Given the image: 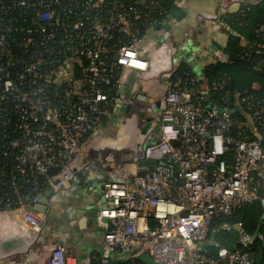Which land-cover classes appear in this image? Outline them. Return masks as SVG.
I'll return each mask as SVG.
<instances>
[{
	"label": "built area",
	"instance_id": "1",
	"mask_svg": "<svg viewBox=\"0 0 264 264\" xmlns=\"http://www.w3.org/2000/svg\"><path fill=\"white\" fill-rule=\"evenodd\" d=\"M65 1L0 0V212L21 210L33 232L44 221L34 211L41 186H69L86 138L110 111L120 72L147 69L141 45L167 16L161 0H84L79 13L77 0ZM220 15L205 17L222 25V35H235ZM254 32L260 42L240 36L239 54L258 70L264 26ZM211 52L212 62L225 60L220 50ZM205 53L198 49L193 57ZM184 84L161 85L160 136L140 152L156 164L142 173L124 169L120 180L103 186L98 264H130L142 255L151 264H253L252 237L241 223L231 250L208 234L230 227L219 219L235 206L257 201L264 207V143L231 134L226 80L197 85L187 73ZM239 100L250 122L264 129V99ZM70 258L57 243L46 264Z\"/></svg>",
	"mask_w": 264,
	"mask_h": 264
},
{
	"label": "crops",
	"instance_id": "2",
	"mask_svg": "<svg viewBox=\"0 0 264 264\" xmlns=\"http://www.w3.org/2000/svg\"><path fill=\"white\" fill-rule=\"evenodd\" d=\"M263 1L175 0L171 7L175 5L183 15L176 19L168 11L144 40L140 54L148 64L145 71L122 69L110 111L86 138L69 186L57 191L46 187L42 192L43 196L52 190L44 214L38 213L46 218L40 232L27 228L21 210L0 212V264H46L48 251L57 243L69 253V264H98L104 232L96 214L104 205V184L120 180L124 169L142 173L156 164L142 159L140 152L145 143L160 136L161 85L181 63L198 74L212 62L211 51L224 43L225 36L222 25L205 16ZM198 49L206 53L196 60L193 54Z\"/></svg>",
	"mask_w": 264,
	"mask_h": 264
},
{
	"label": "trees",
	"instance_id": "3",
	"mask_svg": "<svg viewBox=\"0 0 264 264\" xmlns=\"http://www.w3.org/2000/svg\"><path fill=\"white\" fill-rule=\"evenodd\" d=\"M174 1L161 0V6L166 13H168ZM68 2L66 0L64 3ZM77 2L79 6L75 9V12L79 13L83 11L84 0H77ZM23 15L24 13L21 16L18 15V11H16V16L21 18ZM91 15L89 13L88 16ZM28 16H33V12L29 11ZM83 18L84 20L88 18L86 12L85 15L83 14ZM220 19L236 33L233 35L224 31V43L215 46L225 56V60H216L205 64L198 74L185 63H181L174 69L169 80H179V85L183 86L185 85L184 78L187 73L189 76L191 75L196 78L197 85L201 81L209 84L211 82L220 83L226 80V89L229 91L230 98L227 110L233 121L231 134L245 140H256L257 137L251 133L250 127L252 126V129L260 135V141L264 143V129L250 122L245 112V107L239 100L240 95L241 97L250 96L254 99H264V66L258 70L254 69L252 64L242 59L239 54L240 36L248 42H260V38L256 37L254 31L258 26H264V1L242 6L239 11L221 14ZM213 97L218 99L219 96L217 94ZM209 98H212V96L206 95V102H208ZM224 159L226 164L231 166L233 162V152L231 149L225 154ZM5 180H9V174H6ZM44 189L45 186H41L40 190L44 191ZM219 222H226L230 227L218 233L209 232L208 239L216 242L219 246L231 250L237 246L236 240L238 235L235 225L241 223L244 230L252 237L249 252L253 258V264H264V209L259 202L253 201L241 206H235L231 213L221 217ZM205 249L208 253H215V248L212 246L205 244ZM130 264H151V262L146 257H140Z\"/></svg>",
	"mask_w": 264,
	"mask_h": 264
},
{
	"label": "water",
	"instance_id": "4",
	"mask_svg": "<svg viewBox=\"0 0 264 264\" xmlns=\"http://www.w3.org/2000/svg\"><path fill=\"white\" fill-rule=\"evenodd\" d=\"M169 12H170V14L173 16V17H175L176 19H178V18H180L182 15H183V12H181V10L178 8V7H176L175 5H173L171 8H170V10H169ZM231 12H233V11H231ZM250 129H251V133L255 136V137H257V139H259L260 140V135H258L256 132H255V130H253L252 129V127H250ZM177 142H173V144H176ZM52 193V190H49L47 193H45L43 196H41V199L39 200V202L34 206V211L36 212V213H40V214H44V212H45V204H46V198L50 195ZM44 217V221L43 222H45V216H43ZM42 229V228H41ZM40 229V230H41ZM38 232H40V231H38Z\"/></svg>",
	"mask_w": 264,
	"mask_h": 264
}]
</instances>
